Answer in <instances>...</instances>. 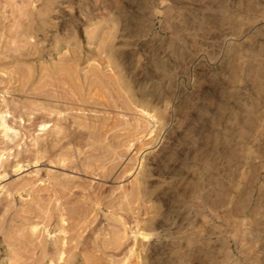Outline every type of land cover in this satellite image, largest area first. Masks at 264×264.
I'll return each instance as SVG.
<instances>
[{"label":"rangeland","instance_id":"1","mask_svg":"<svg viewBox=\"0 0 264 264\" xmlns=\"http://www.w3.org/2000/svg\"><path fill=\"white\" fill-rule=\"evenodd\" d=\"M1 120L0 264H264V0H0Z\"/></svg>","mask_w":264,"mask_h":264},{"label":"bare ground","instance_id":"2","mask_svg":"<svg viewBox=\"0 0 264 264\" xmlns=\"http://www.w3.org/2000/svg\"><path fill=\"white\" fill-rule=\"evenodd\" d=\"M0 123H1L0 125L3 126V128L7 129V126H5V124H4V122L2 120L0 121Z\"/></svg>","mask_w":264,"mask_h":264}]
</instances>
